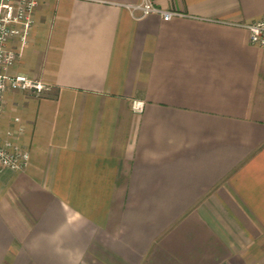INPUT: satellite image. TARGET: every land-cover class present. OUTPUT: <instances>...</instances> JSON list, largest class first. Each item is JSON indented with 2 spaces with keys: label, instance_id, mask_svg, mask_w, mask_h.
I'll return each mask as SVG.
<instances>
[{
  "label": "crops",
  "instance_id": "obj_1",
  "mask_svg": "<svg viewBox=\"0 0 264 264\" xmlns=\"http://www.w3.org/2000/svg\"><path fill=\"white\" fill-rule=\"evenodd\" d=\"M142 1L38 0L8 41L47 89L2 97L0 264H264V0Z\"/></svg>",
  "mask_w": 264,
  "mask_h": 264
},
{
  "label": "built area",
  "instance_id": "obj_2",
  "mask_svg": "<svg viewBox=\"0 0 264 264\" xmlns=\"http://www.w3.org/2000/svg\"><path fill=\"white\" fill-rule=\"evenodd\" d=\"M38 4V0H0V115L2 111V97L6 90H30L35 94H41L47 86L40 80L31 78L23 73H9L8 69L13 65L16 52L8 46L10 39H16L24 44L27 40L32 24V12ZM132 9H138L142 18L151 12H159L164 20L177 14L175 11L162 10L154 6L151 0H143L140 3L130 5ZM248 30L249 42L254 46L264 48V16L243 24ZM143 101L133 99L131 108L134 112H141ZM15 121L18 118H14ZM8 135L0 139V170H23L29 161V152L13 142Z\"/></svg>",
  "mask_w": 264,
  "mask_h": 264
}]
</instances>
